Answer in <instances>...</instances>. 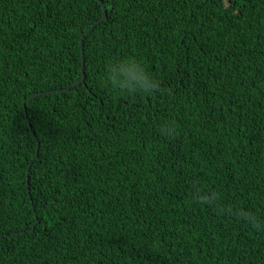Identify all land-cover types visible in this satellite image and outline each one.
<instances>
[{"label":"trees","instance_id":"16d2710c","mask_svg":"<svg viewBox=\"0 0 264 264\" xmlns=\"http://www.w3.org/2000/svg\"><path fill=\"white\" fill-rule=\"evenodd\" d=\"M224 206L264 220V0H0V264H264Z\"/></svg>","mask_w":264,"mask_h":264},{"label":"clouds","instance_id":"9594fccd","mask_svg":"<svg viewBox=\"0 0 264 264\" xmlns=\"http://www.w3.org/2000/svg\"><path fill=\"white\" fill-rule=\"evenodd\" d=\"M105 85L113 91H123L129 96L137 94L150 95L160 90V81L154 78L135 58L110 60L105 66ZM164 134H172L176 126L164 123L161 128ZM195 198L205 204H216L219 196L216 193H204L195 188ZM220 211L235 216L257 232H264V220L258 214L241 206H224Z\"/></svg>","mask_w":264,"mask_h":264},{"label":"water","instance_id":"95a60500","mask_svg":"<svg viewBox=\"0 0 264 264\" xmlns=\"http://www.w3.org/2000/svg\"><path fill=\"white\" fill-rule=\"evenodd\" d=\"M102 8H103V17H102L100 20L96 21L91 27H89V29L85 32V36L89 35V33H90V32H91V31H92V30H93L98 24H100L101 22H103V21L106 19L107 15H106V10H105L104 5H102ZM85 36L82 37V39H81V47L83 46V40H84ZM83 67H84V61H83V52H82V63H81V68L83 69ZM83 81H84V76H82V78H81L79 81H77V82L71 84L70 87L65 88V89H63V90L52 91V92H66V91H68L70 88H72V87H74V86H77V85H80L81 83H83ZM52 92H49V93H52ZM41 94H42V93H35V94L31 95L29 98L24 99V100H23V106H25V103H26L27 101H31V100H33L34 98H36L37 96H39V95H41ZM36 156H37V154H36ZM27 173H28V171H27ZM27 187H28V184H27ZM0 238H1V237H0Z\"/></svg>","mask_w":264,"mask_h":264}]
</instances>
